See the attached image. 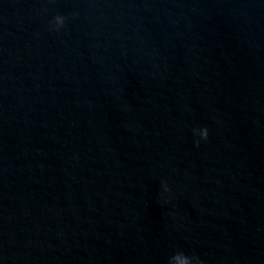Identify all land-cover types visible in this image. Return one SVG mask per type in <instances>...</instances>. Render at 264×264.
I'll use <instances>...</instances> for the list:
<instances>
[{"label": "water", "instance_id": "95a60500", "mask_svg": "<svg viewBox=\"0 0 264 264\" xmlns=\"http://www.w3.org/2000/svg\"><path fill=\"white\" fill-rule=\"evenodd\" d=\"M177 252L264 264V0H0V264Z\"/></svg>", "mask_w": 264, "mask_h": 264}, {"label": "clouds", "instance_id": "9594fccd", "mask_svg": "<svg viewBox=\"0 0 264 264\" xmlns=\"http://www.w3.org/2000/svg\"><path fill=\"white\" fill-rule=\"evenodd\" d=\"M65 25V18L63 16H56L51 22V29L55 31H60ZM194 135L198 137L197 143L200 140L206 141L208 139V129L207 128H198L194 129ZM165 191H168L167 185H165ZM169 264H200L198 258L190 257L184 252H177L172 255L169 259Z\"/></svg>", "mask_w": 264, "mask_h": 264}]
</instances>
